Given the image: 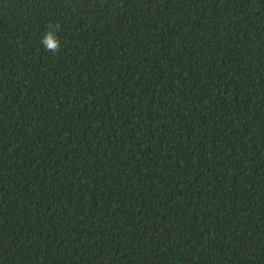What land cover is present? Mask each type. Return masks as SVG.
<instances>
[{
  "label": "trees",
  "instance_id": "obj_1",
  "mask_svg": "<svg viewBox=\"0 0 264 264\" xmlns=\"http://www.w3.org/2000/svg\"><path fill=\"white\" fill-rule=\"evenodd\" d=\"M0 264H264V0H0Z\"/></svg>",
  "mask_w": 264,
  "mask_h": 264
},
{
  "label": "clouds",
  "instance_id": "obj_2",
  "mask_svg": "<svg viewBox=\"0 0 264 264\" xmlns=\"http://www.w3.org/2000/svg\"><path fill=\"white\" fill-rule=\"evenodd\" d=\"M40 44L46 52L56 53L60 50V41L51 30L44 34L40 40Z\"/></svg>",
  "mask_w": 264,
  "mask_h": 264
}]
</instances>
